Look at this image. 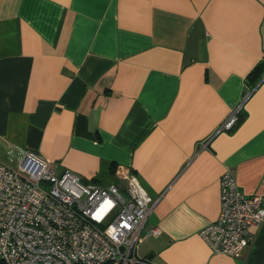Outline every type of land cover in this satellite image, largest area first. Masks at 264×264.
Returning <instances> with one entry per match:
<instances>
[{"label": "crops", "instance_id": "crops-1", "mask_svg": "<svg viewBox=\"0 0 264 264\" xmlns=\"http://www.w3.org/2000/svg\"><path fill=\"white\" fill-rule=\"evenodd\" d=\"M262 60L264 0H0V161L33 151L102 185L130 167L160 197L146 264H264V224L240 257L198 235L225 169L264 197V75L247 79Z\"/></svg>", "mask_w": 264, "mask_h": 264}, {"label": "built area", "instance_id": "built-area-1", "mask_svg": "<svg viewBox=\"0 0 264 264\" xmlns=\"http://www.w3.org/2000/svg\"><path fill=\"white\" fill-rule=\"evenodd\" d=\"M249 95L215 134L235 127ZM116 175L120 182L109 185L83 181L33 151L15 168L0 161V264H146L137 248L159 232L145 223L160 197L152 198L130 167L119 166ZM219 185V214L198 235L212 253L240 257L264 224V197L243 193L230 168Z\"/></svg>", "mask_w": 264, "mask_h": 264}, {"label": "trees", "instance_id": "trees-1", "mask_svg": "<svg viewBox=\"0 0 264 264\" xmlns=\"http://www.w3.org/2000/svg\"><path fill=\"white\" fill-rule=\"evenodd\" d=\"M264 75V60H262L260 63H258L248 74L247 79L249 80V84L251 88H254L259 81V79ZM242 112L238 115V122H241ZM236 124V125H237ZM235 125V126H236Z\"/></svg>", "mask_w": 264, "mask_h": 264}]
</instances>
